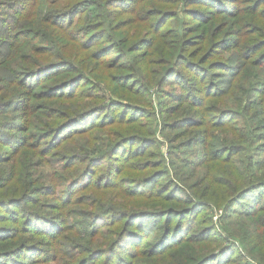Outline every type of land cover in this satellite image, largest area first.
<instances>
[{"label": "trees", "instance_id": "16d2710c", "mask_svg": "<svg viewBox=\"0 0 264 264\" xmlns=\"http://www.w3.org/2000/svg\"><path fill=\"white\" fill-rule=\"evenodd\" d=\"M153 108L187 148L176 183L147 152ZM250 259L264 264V0H0V264Z\"/></svg>", "mask_w": 264, "mask_h": 264}, {"label": "rangeland", "instance_id": "374dc122", "mask_svg": "<svg viewBox=\"0 0 264 264\" xmlns=\"http://www.w3.org/2000/svg\"><path fill=\"white\" fill-rule=\"evenodd\" d=\"M167 90H172L171 87H167ZM156 94V93H155ZM157 105L159 106V99L157 98V100H155ZM154 110V116L155 118L157 119V129H156V140H157V145L156 146H151L149 149H148V154H152L151 155V161H154L155 164L157 163H160L161 162L163 163V168L164 169H167L170 174H169V178L176 183L174 177H173V172H172V169H173V166H172V155L171 153H175L177 154L178 152H180L179 150H186L187 148H184L183 147V142L181 143H171L170 142V139L173 138V133L171 132H165V125H164V121H162L161 119H159L158 117V112H157V109ZM99 137V136H98ZM176 148H178L179 150L176 151ZM193 150H197V149H200L199 147H192ZM155 156H157L158 159L155 158ZM174 160V159H173ZM162 169V167H161ZM157 170V169H155ZM166 180V179H164ZM166 182V181H165ZM211 215H212V224L217 227V231L218 232H222L221 234L226 237V232L225 230L228 228L227 226V219H224L223 218V215H224V210L223 209H219V208H216L213 207L212 208V211H211ZM209 226V225H207ZM251 260V261H250ZM249 261L252 263V264H258L256 261L250 259Z\"/></svg>", "mask_w": 264, "mask_h": 264}]
</instances>
